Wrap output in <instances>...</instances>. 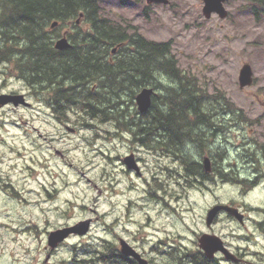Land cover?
<instances>
[{"label":"rangeland","instance_id":"obj_1","mask_svg":"<svg viewBox=\"0 0 264 264\" xmlns=\"http://www.w3.org/2000/svg\"><path fill=\"white\" fill-rule=\"evenodd\" d=\"M168 1V5H147L145 0H100V8L104 17L136 27L147 40L172 41L177 67L196 87L202 107L216 112L215 141L208 146L206 140L191 144L183 152L201 164L211 154V167L218 171L212 169L210 180L201 183L195 177L183 178L176 161L140 147L114 121L82 115L86 122L63 124L41 101L48 97L46 88L40 90L32 82L30 89L0 66V92L29 96V106L0 105V260L18 261L27 255L24 247L35 245L38 232L41 236L45 230L86 218L98 220L81 241H113L109 228L118 220V233L135 239L153 264L199 260L197 238L204 233L220 236L232 251L242 253L241 225L222 216L208 229L205 218L218 203L242 212L243 198L252 207L264 208V182L247 195L235 182L242 180L246 155L264 150V11L259 9L256 16L244 0H227L226 18L213 14L206 19L202 0ZM87 29L84 24L80 27ZM102 45L96 42L95 51L102 52ZM243 63L251 66L254 81L241 89L238 75ZM101 82L98 98L91 102L109 96V86ZM178 85L161 72L150 86L155 95L164 96L166 89ZM83 88L84 84L75 87L76 93H83ZM113 95V114L121 108L125 121L134 120L136 106L127 94ZM224 100L234 106L233 111ZM129 151L140 159L138 173L122 162Z\"/></svg>","mask_w":264,"mask_h":264},{"label":"trees","instance_id":"obj_2","mask_svg":"<svg viewBox=\"0 0 264 264\" xmlns=\"http://www.w3.org/2000/svg\"><path fill=\"white\" fill-rule=\"evenodd\" d=\"M244 1L245 7L254 15L257 16L259 9L264 11V0ZM0 11L3 19L0 35L3 36L1 30H6L4 36L12 38L9 44L5 41L6 51L21 56L18 74L29 83L38 84L40 90L53 88V113L57 119L65 124L72 121L78 124L81 120L86 122L82 117L85 115L90 119L98 117L103 122L114 121L119 128L128 131L139 146L146 147L151 153L161 151L165 157L176 161L183 169V178L195 177L199 183L210 180L211 173L204 171L203 164L190 161L183 151L191 144L202 145L206 140L208 146V142L215 141L216 112L202 107L196 87L177 67L171 56L172 41L147 40L136 27L104 17L100 0H0ZM81 12L89 24V31L79 34L83 42L75 43L73 50L53 49L44 32L49 22L58 21L62 26L68 20L73 22ZM40 35L43 40L39 39ZM98 41L103 43V57L117 47L116 52L121 53V58L115 59L113 64L106 58L98 61L99 52L95 51ZM3 60L8 59L0 54V62ZM161 72L178 81V88L166 89L168 93L164 96L155 95L146 112L139 113L135 109L136 118L132 121H125L128 118L122 115L121 108L116 111L117 115L113 114L112 94L118 97L121 92L127 94L134 107L136 93L143 88H152L150 85L154 80L157 82ZM98 74L102 76V82ZM90 82L97 84L95 91L90 90ZM100 82L109 86L106 89L109 96L91 102L98 98ZM81 83L84 84L83 93H76L75 87L83 85ZM157 102H161L160 106ZM116 104L120 105L119 102ZM225 104L233 111L231 103L225 101ZM76 113L77 118L72 120L71 114ZM214 167L213 172L218 171ZM235 182L242 184V180L235 179Z\"/></svg>","mask_w":264,"mask_h":264},{"label":"flooded vegetation","instance_id":"obj_3","mask_svg":"<svg viewBox=\"0 0 264 264\" xmlns=\"http://www.w3.org/2000/svg\"><path fill=\"white\" fill-rule=\"evenodd\" d=\"M81 13L78 14L77 18L73 22L68 20L62 26L58 21L55 22L57 23V25L55 26L52 25V22L54 21L49 22V25L44 32L48 35V41L52 45L53 49H56L55 43L62 38H65L67 40L66 47L58 51L71 49L73 50V46L75 43L83 42V39L79 36V34L86 33V30L81 31L80 27L82 26V24H84L89 28V24H86V18ZM63 26L64 28L62 30H59ZM1 32L3 36L0 35V54L8 59L0 62V66H2L3 72H5V74L9 77H17L19 80L24 82V84L26 83V86H29V88L31 89V87H33V83H29L24 77H21L18 74L17 68L21 67V62L19 59L21 57L20 54L15 56L14 53L6 51L7 49L5 48V41L12 42V38L8 39L6 36H4L6 35V30H1ZM121 56V53L111 52L103 57L101 52H99L98 61L106 58L109 64H113L114 60L121 58ZM90 83L92 84L93 82ZM96 85L97 84H92L90 90L95 91V89L98 88V86ZM47 90H49L48 97L42 98L41 101L44 102V105L52 111V115L54 116V91L53 88ZM31 93L36 94L33 89L31 90ZM0 94H21L26 98V100L27 97H29L27 93L25 95L20 92H0ZM211 130L212 132H214L213 127H211ZM246 142L248 145L250 144V142ZM253 144L254 146H258L256 143ZM140 147L143 148L144 146ZM147 151L150 152L149 150ZM253 151V153L249 155L247 154L245 159L242 160V187L244 188V191L242 193L243 195H247L248 193H250V191L254 190L260 182H264V166H262V164H264V150L261 147L260 151ZM130 153L133 152L129 151V154ZM152 153L154 156H158V158L165 157L161 151H159L158 153L153 151ZM209 157L211 160V156ZM135 159L137 163H139L140 159L137 157H135ZM258 206L259 207H252V205L246 204L245 198H243L242 200V253L235 252V250L232 251L230 247L224 242L225 247L236 256L238 261L234 262L227 260L225 258V255L221 252H216L211 259H207L204 256L203 252L197 247L199 250L197 259L199 260L189 262L191 264H264V208L260 207V205ZM222 216L232 219L229 215L223 212H219L214 219L212 226L217 224V221ZM87 219L90 220L89 230L87 234L82 236L78 234H70L56 246H51L49 244V234L51 231L45 230L42 232L41 236L38 232L35 245L30 249L24 247L25 253L27 255L20 256V259L18 261H15V259L8 260L6 263L5 261L0 260V264H140L132 255L125 256L122 254V243H125L127 246H129V248H132L134 251L140 254V256L146 260V264H153V261L145 254V252H141L139 247L135 244V239L130 240L128 236H125L124 234L120 235L118 233V220H116L113 223V226L109 228L110 231H113V241L110 242L107 239H101L99 241L93 240L94 242L91 243H84L83 241H81L91 233L93 222L98 220V218H86L83 220ZM67 226L71 225H63L60 228H64ZM62 251H64V253H61Z\"/></svg>","mask_w":264,"mask_h":264},{"label":"water","instance_id":"obj_4","mask_svg":"<svg viewBox=\"0 0 264 264\" xmlns=\"http://www.w3.org/2000/svg\"><path fill=\"white\" fill-rule=\"evenodd\" d=\"M147 3H156V4H169L168 0H146ZM227 0H202V14L208 19L212 16V14L217 15L220 19H224L227 17L228 12L225 9L224 3ZM57 23H53V26ZM67 40L65 38L60 39L56 42L55 47L57 49H64L66 47ZM115 49L113 50V52ZM238 83L239 88L243 89L245 87H249L253 83V71L251 66L248 63H243L238 75ZM155 95L154 89L151 87L143 88L139 93L135 96V103L137 106V110L139 113L146 112L152 103V99ZM7 104H12L17 107L18 105L28 106L23 95H9V94H1L0 95V105L4 106ZM123 162L127 169H133L136 173L139 172V168L135 161L134 155L130 154L124 157ZM203 168L207 173L212 172L211 160L209 157L203 158ZM219 212H225L227 215L234 218L239 225L242 226V213L240 210L234 206L228 204H216L212 206L206 214L205 224L207 228L211 227L214 219L218 215ZM90 220L80 221L72 226H68L65 228L57 229L49 234V244L51 246H56L59 242H62L65 238H67L70 234H78L84 235L87 233L89 229ZM198 248L203 252L204 256L207 259H211L216 252H221L225 255V258L230 261H238L236 256L231 253L224 245L223 240L215 234L204 233L202 234L198 240ZM122 254L125 256L132 255L140 264H146V260L143 259L140 254L134 251L132 248H129L125 243H122Z\"/></svg>","mask_w":264,"mask_h":264}]
</instances>
